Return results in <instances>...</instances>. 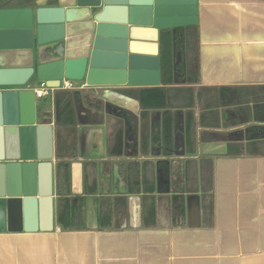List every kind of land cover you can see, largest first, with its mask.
<instances>
[{
    "label": "crops",
    "instance_id": "obj_1",
    "mask_svg": "<svg viewBox=\"0 0 264 264\" xmlns=\"http://www.w3.org/2000/svg\"><path fill=\"white\" fill-rule=\"evenodd\" d=\"M49 1L35 0L34 8L50 7ZM52 1L69 19L64 39L41 46L36 33L20 37L22 46L6 40L10 49L33 41L36 65L88 50L90 0ZM142 1L161 25L129 42V83L78 82L80 93L63 109L60 124L54 96L35 97L39 116L52 120L53 159L21 173L16 192L26 185L37 199L51 192L52 213L27 232L21 199H8L0 264H264V134L251 130L264 129L254 117L262 104L251 103L253 121L237 124L239 111L229 97L239 92L222 89L246 88L264 100V0ZM164 49L175 54L172 85H164ZM189 63H197L198 72L185 70ZM39 82L34 75L27 85ZM26 86L21 90L31 91ZM157 88L165 89L166 104L143 106L139 91ZM164 141L173 147L164 148ZM231 143L252 144L263 154L229 156ZM58 153L69 162L66 187L59 186ZM160 162L169 166L167 177ZM61 196L74 201L70 230L59 223ZM175 198L184 205L183 226L174 222Z\"/></svg>",
    "mask_w": 264,
    "mask_h": 264
},
{
    "label": "water",
    "instance_id": "obj_2",
    "mask_svg": "<svg viewBox=\"0 0 264 264\" xmlns=\"http://www.w3.org/2000/svg\"><path fill=\"white\" fill-rule=\"evenodd\" d=\"M142 0H90L85 45L86 55L54 63L36 65L34 42L25 48H7L8 37L15 39L37 34L38 45L64 39L67 13L63 7L0 10V232L6 230L8 199H21L25 231H37V224L49 218L53 201L51 192L25 186L19 194L20 175L51 165L53 159L52 120L39 116L33 91L21 90L36 75L39 81L86 80L88 87L121 86L129 83V42L137 41L145 30L160 29L159 19H150V10L140 7ZM80 4V2H79ZM147 11V12H146ZM146 12L145 19L140 13ZM153 27V28H151ZM42 162V164H37ZM18 193V194H17ZM15 210L20 202L14 203Z\"/></svg>",
    "mask_w": 264,
    "mask_h": 264
},
{
    "label": "trees",
    "instance_id": "obj_3",
    "mask_svg": "<svg viewBox=\"0 0 264 264\" xmlns=\"http://www.w3.org/2000/svg\"><path fill=\"white\" fill-rule=\"evenodd\" d=\"M50 7H55L56 2L50 0L49 1ZM35 7V0H0V10H7V9H20V8H32ZM195 50L198 52V43L195 44ZM175 54L173 50L172 51H166L164 49L163 52V59H162V72L164 76V85H172L173 84V72L175 70ZM188 70L191 72L193 69H195L196 72H198V64L195 63V65H192L191 63L187 64L185 67V70ZM178 69V68H177ZM197 78L192 80V77L189 76L187 80L196 82L198 81ZM223 90H233L236 93L233 97H229V99H234L235 104L237 106V110L239 111V116L236 119L237 124L242 123H249L250 121H253V118L256 116V118L259 121H264V100L259 101L258 98H252L248 96L249 93H252L251 90L246 91V88H222ZM242 89V90H241ZM252 89V88H251ZM254 89V88H253ZM240 90V91H239ZM77 91L80 93L79 90H58L54 94V102H55V110H56V119L57 122H59L61 115L63 114V109L68 106H72L75 103L76 99V93ZM239 94V96H238ZM241 96V97H240ZM137 98L141 101V104L143 106H149V107H156L159 105L164 106L166 104V95H165V89L164 88H157V89H150V90H140L138 93ZM146 100L149 102L147 104ZM258 100V102H257ZM87 104L90 105V99L88 98L85 100ZM261 103L262 105L257 107V112L254 114V117L249 114V105L251 103ZM97 109L101 108V106L96 107ZM247 114L246 117L244 115ZM63 118V116L61 117ZM62 122V121H61ZM60 124V122H59ZM165 132L168 131L166 129V124L164 125ZM262 128H254L251 129L252 132L258 131L261 135L264 134V129ZM173 146L170 143H167L164 141V148H172ZM263 152H257V149L254 148L252 144H248L246 146L238 145L231 143L230 144V151L229 156L233 157H241V156H252V155H262ZM57 161H58V169H59V175H58V181L59 186L66 187L68 184V165L69 162H62L61 155L58 153L57 155ZM168 164L164 162L159 163V169L161 171V174L168 176ZM71 202H74L73 200H70L68 198H63L61 196L60 199V211H59V223L65 230L73 229V225L69 222L70 220H73L74 214L73 209L71 207ZM183 202L180 201V198H175L174 204H173V218L174 222H179V226H183V220H184V208H183Z\"/></svg>",
    "mask_w": 264,
    "mask_h": 264
},
{
    "label": "built area",
    "instance_id": "obj_4",
    "mask_svg": "<svg viewBox=\"0 0 264 264\" xmlns=\"http://www.w3.org/2000/svg\"><path fill=\"white\" fill-rule=\"evenodd\" d=\"M26 88L34 92V95L37 99L43 98H52L56 91L58 90H80L78 81L63 79L57 81L53 86L47 81H40L37 88H32L30 85H27Z\"/></svg>",
    "mask_w": 264,
    "mask_h": 264
},
{
    "label": "rangeland",
    "instance_id": "obj_5",
    "mask_svg": "<svg viewBox=\"0 0 264 264\" xmlns=\"http://www.w3.org/2000/svg\"><path fill=\"white\" fill-rule=\"evenodd\" d=\"M195 54L192 55V58L191 59H194L195 58ZM230 112V111H229ZM262 149H264V147H261Z\"/></svg>",
    "mask_w": 264,
    "mask_h": 264
}]
</instances>
